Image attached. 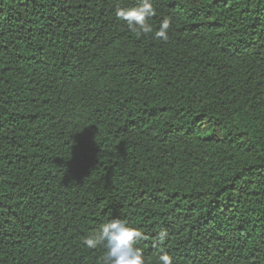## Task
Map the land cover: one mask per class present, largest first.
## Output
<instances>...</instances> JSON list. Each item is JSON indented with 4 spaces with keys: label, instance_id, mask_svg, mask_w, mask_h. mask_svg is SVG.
Returning a JSON list of instances; mask_svg holds the SVG:
<instances>
[{
    "label": "trees",
    "instance_id": "trees-1",
    "mask_svg": "<svg viewBox=\"0 0 264 264\" xmlns=\"http://www.w3.org/2000/svg\"><path fill=\"white\" fill-rule=\"evenodd\" d=\"M135 3L0 0V264H101L113 218L148 264H264V0Z\"/></svg>",
    "mask_w": 264,
    "mask_h": 264
},
{
    "label": "clouds",
    "instance_id": "clouds-1",
    "mask_svg": "<svg viewBox=\"0 0 264 264\" xmlns=\"http://www.w3.org/2000/svg\"><path fill=\"white\" fill-rule=\"evenodd\" d=\"M156 11L155 0H136L133 6L115 7L114 16L125 22L130 32L149 34L153 32V28L148 19L155 16ZM171 27L172 19L163 18L155 30V38L168 42ZM158 236L163 241L168 236L167 230L161 229ZM142 238L143 233L138 228L130 226L125 220L113 218L103 223L93 234L85 236L81 243L89 249L101 245L105 248L101 264H148L143 250L136 246ZM156 264H175V260L169 252L161 249L156 257Z\"/></svg>",
    "mask_w": 264,
    "mask_h": 264
}]
</instances>
